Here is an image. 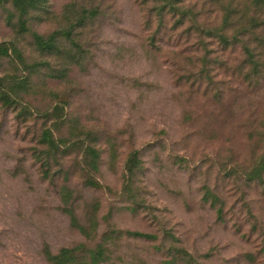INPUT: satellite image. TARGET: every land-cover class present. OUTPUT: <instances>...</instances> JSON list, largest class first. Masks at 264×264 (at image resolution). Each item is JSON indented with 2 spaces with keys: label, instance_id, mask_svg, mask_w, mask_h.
Returning a JSON list of instances; mask_svg holds the SVG:
<instances>
[{
  "label": "rangeland",
  "instance_id": "rangeland-1",
  "mask_svg": "<svg viewBox=\"0 0 264 264\" xmlns=\"http://www.w3.org/2000/svg\"><path fill=\"white\" fill-rule=\"evenodd\" d=\"M255 2L187 0L196 18L180 26L148 0H42L24 33L0 0V47L23 57L0 53V264L65 249L71 264H264ZM225 8L257 36L228 50L209 37ZM35 35H57L54 52Z\"/></svg>",
  "mask_w": 264,
  "mask_h": 264
},
{
  "label": "trees",
  "instance_id": "trees-1",
  "mask_svg": "<svg viewBox=\"0 0 264 264\" xmlns=\"http://www.w3.org/2000/svg\"><path fill=\"white\" fill-rule=\"evenodd\" d=\"M6 2L10 0H5ZM13 3V6L19 10V27L22 32H28V21L26 19V16L28 15V12L33 9L37 8L39 4L42 2V0H11ZM154 3L157 6V13L160 17V20L164 23L165 17L167 15H173V16H180V20L177 22L178 25L183 26L185 24L186 18L192 17L196 18V15L192 12V10H186L187 8H182V5L187 0H148V2ZM244 1V0H240ZM248 2H251L252 0H246ZM254 1V0H253ZM257 10L262 11L264 8V0H255ZM185 7V6H184ZM222 7H224L222 5ZM226 9V16L224 21V26L221 28L220 31H217V34L213 30H208L209 37H217V39L220 41V43L224 46L226 50L237 46V43L240 41V37H255L257 36L256 30L260 27V25L257 23V20L252 19L248 24L242 23L241 20H245V17H247V14L245 13L243 16L239 18L240 24H238V28L233 30L234 24L237 20L234 19V15H236V12H233L231 9ZM229 36H231L229 38ZM155 39V38H154ZM153 39V41H154ZM58 36L52 35L49 38H44L40 35H35V43L38 49L45 53H52L54 52V49L56 48ZM259 44L258 48H253L251 44L248 45L246 49V54L248 60L257 68H262V62L264 61V41ZM10 49L13 50V52L21 57V52L16 48L12 47L10 48L9 44H4L0 47V53L3 55H9ZM4 100L7 105L11 106L15 104L13 96L9 92H6L4 94ZM46 143L47 149L52 152V150L58 152L59 151V144L55 139V135L52 129H47L44 131L41 144ZM264 171V163L259 167L258 172ZM140 237L144 238H150L149 235L144 234H136ZM51 262L54 264H71L76 262V256L74 255V252L72 250L65 249L57 256H51Z\"/></svg>",
  "mask_w": 264,
  "mask_h": 264
}]
</instances>
